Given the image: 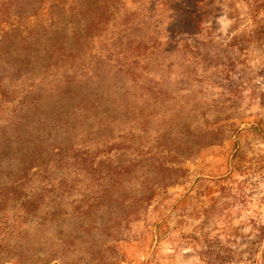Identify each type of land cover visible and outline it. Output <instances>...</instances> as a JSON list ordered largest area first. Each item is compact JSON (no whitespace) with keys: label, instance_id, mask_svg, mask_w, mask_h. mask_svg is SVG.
I'll use <instances>...</instances> for the list:
<instances>
[{"label":"rangeland","instance_id":"1","mask_svg":"<svg viewBox=\"0 0 264 264\" xmlns=\"http://www.w3.org/2000/svg\"><path fill=\"white\" fill-rule=\"evenodd\" d=\"M28 1L0 0V264H264V0Z\"/></svg>","mask_w":264,"mask_h":264},{"label":"trees","instance_id":"2","mask_svg":"<svg viewBox=\"0 0 264 264\" xmlns=\"http://www.w3.org/2000/svg\"><path fill=\"white\" fill-rule=\"evenodd\" d=\"M4 2H6L7 4L9 3V6H11V7H13V6H15L16 8H17V11H15L16 13H13V15H15V17L17 18V17H20V11H19V8L22 6V5H20L21 3L19 2V0H3ZM28 5H30L31 7H32V13H29V15L28 16H34V15H36V12H37V10L39 9V6H40V1L37 3V4H35V2H32L31 0L30 1H28V2H26ZM17 4V5H16ZM20 5V6H19ZM27 5V6H28ZM26 6V5H25ZM32 27V26H31ZM16 32H21V28L19 27V26H16V25H12V27H11V29H9V31L7 32V35H12V34H14V33H16ZM23 30H22V35H23ZM32 32V31H31ZM32 33H25V35H26V37H28L29 35H31ZM25 39H27V38H25ZM24 39V40H25ZM1 45H2V42H1ZM172 136H171V133H170V131H169V133H167V135H165V137H163V138H159V140H161V142L163 143V147L165 148V150L166 151H168V150H170L169 149V147H168V142H170V138H171ZM110 160H111V158H109V159H107V160H105V161H103V162H99L97 165H94V163H95V159L91 156V159H90V161H89V169L91 168V170H92V172H94V173H97V172H99L98 171V165H100V163L102 164H106V163H108V162H110ZM166 170H171V169H169V168H166Z\"/></svg>","mask_w":264,"mask_h":264}]
</instances>
